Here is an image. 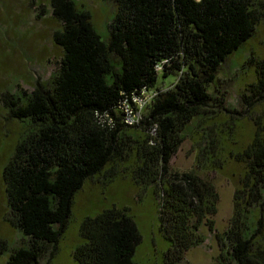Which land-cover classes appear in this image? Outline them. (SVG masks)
Here are the masks:
<instances>
[{"label":"trees","instance_id":"16d2710c","mask_svg":"<svg viewBox=\"0 0 264 264\" xmlns=\"http://www.w3.org/2000/svg\"><path fill=\"white\" fill-rule=\"evenodd\" d=\"M113 1L116 12L105 43L88 12L76 9L73 0H49L52 16L62 24L52 34L62 49L58 72L51 84L35 81L29 93L2 96L10 116L30 122L2 171L6 219L28 238L27 246L10 250L6 264H39L45 253L54 256L76 192L129 147L140 159L131 170L133 180L152 185L157 196L169 264L201 241L197 231L203 222L212 223L218 201L213 183L193 171H170L168 162L187 124L213 105L210 86L219 67L250 38L260 12L253 0ZM158 74L177 77L166 89L158 88L138 124H123L118 100L156 86ZM249 92L241 97L245 112L264 101V58L257 60ZM95 111L109 112L114 125L100 127ZM231 114L228 130L206 124L214 115L201 118L208 131L191 134L198 149L195 163L203 169H217L225 160L244 164L229 225L216 237L234 264H264V110L249 112L252 131L243 147L236 146V129L229 134L243 117ZM79 234L81 242L71 251L77 264H136L132 258L141 235L126 209L111 207L85 217ZM7 249L0 238V253Z\"/></svg>","mask_w":264,"mask_h":264},{"label":"rangeland","instance_id":"374dc122","mask_svg":"<svg viewBox=\"0 0 264 264\" xmlns=\"http://www.w3.org/2000/svg\"><path fill=\"white\" fill-rule=\"evenodd\" d=\"M73 3L76 9L88 12L91 27L107 43L109 24L116 12L115 2L73 0ZM252 6L260 12L252 35L222 62L216 73L215 84L210 86L211 94L216 96L213 105L206 114L195 117L187 124L182 132V142L168 162L170 171H193L208 179L218 194L216 213L209 217L211 225L207 226V220L201 224L197 231L201 241L189 247L175 264H234L216 234H222L229 225L232 197L239 186L244 164L225 160L217 169L197 166L198 149L191 134L197 137V134L208 131L200 125V120L209 115L214 117L206 124L212 123L213 130L220 126L228 130L226 120L232 115L231 112H238L243 117L241 127L232 126L229 134L236 129V146L243 147L252 131L249 112L255 116L264 110L263 101L262 105L250 106L249 112H245V105L241 101L243 95L249 96V87L256 80L257 60L264 58V0H253ZM61 27L62 24L51 14L49 0H0V238L6 241L8 248L0 253V264H6L11 249L28 245V238L6 219L8 208L2 171L17 141L30 124L28 119L10 116L2 96L6 92L17 95L29 93L35 81L44 86L52 83L62 56V49L53 43L52 34ZM111 59L118 64L117 56L112 54ZM176 77V74L166 77L158 74L155 85L166 89L175 82ZM251 101L248 99L249 103ZM224 109L231 112L225 113ZM238 115L233 113V116ZM230 146L228 143L227 147ZM139 163L134 149L129 147L123 158L117 156L100 174L84 181L74 195L71 215L58 240L55 255L49 258L48 252L45 253L39 259V264H77L71 251L81 242L80 222L87 216H94L111 207L126 209L141 235L133 262L169 264V260L165 259L168 242L164 240L159 227L157 196L152 191V185L135 182L132 178L131 170ZM252 226L255 224L252 223Z\"/></svg>","mask_w":264,"mask_h":264},{"label":"built area","instance_id":"2783aa9c","mask_svg":"<svg viewBox=\"0 0 264 264\" xmlns=\"http://www.w3.org/2000/svg\"><path fill=\"white\" fill-rule=\"evenodd\" d=\"M158 92L154 87L144 86L128 94H123L116 105V113L120 121L129 126L138 124L142 119L144 110L152 103ZM94 120L100 127H112L114 125V117L107 111H95Z\"/></svg>","mask_w":264,"mask_h":264},{"label":"clouds","instance_id":"9594fccd","mask_svg":"<svg viewBox=\"0 0 264 264\" xmlns=\"http://www.w3.org/2000/svg\"><path fill=\"white\" fill-rule=\"evenodd\" d=\"M153 87L156 88L157 90H158V88H159V87H156V86H153ZM159 89H160V88H159ZM160 90H162V89H160ZM158 91H159V90H158ZM154 99H155V98H154ZM153 101H154V100H153ZM153 101H152V102H153ZM148 106H149V105H148ZM148 106H147V107H148ZM146 110H147V108L144 110V113H145ZM144 113H143V114H144Z\"/></svg>","mask_w":264,"mask_h":264}]
</instances>
